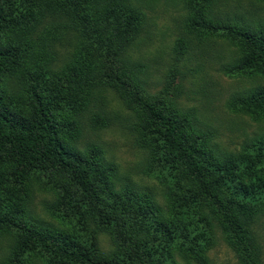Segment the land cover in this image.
Here are the masks:
<instances>
[{"label":"trees","instance_id":"16d2710c","mask_svg":"<svg viewBox=\"0 0 264 264\" xmlns=\"http://www.w3.org/2000/svg\"><path fill=\"white\" fill-rule=\"evenodd\" d=\"M184 1L189 31L233 47L224 75L264 79L262 22L219 10L218 0ZM143 23L133 0H0V236L11 240L2 264H177L169 246L185 254L211 228L240 264H264L253 231L264 216V83L225 102L262 124L237 148H221L172 94L141 84L128 50ZM104 90L129 111L162 204L121 179L99 146L75 147L83 121L110 124L99 109ZM37 190L51 195L41 210L57 224L35 212ZM99 234L111 251L96 246Z\"/></svg>","mask_w":264,"mask_h":264},{"label":"rangeland","instance_id":"374dc122","mask_svg":"<svg viewBox=\"0 0 264 264\" xmlns=\"http://www.w3.org/2000/svg\"><path fill=\"white\" fill-rule=\"evenodd\" d=\"M218 2L219 10L230 14L237 11L246 20L264 24V0ZM133 3L140 9L144 23L128 54L130 61L137 66L136 75L141 84L149 93L172 94L182 110H190L199 122L215 132L221 148H237L241 140L257 130L262 121L241 112H231L225 107V102L235 93L263 84L264 79L254 72L224 75L219 67L232 55L233 47L221 38L211 36L201 39L189 31V8L184 0H133ZM101 95L103 103L99 109L108 115L110 124L92 127L88 121L81 119L84 124L75 147L83 150L88 144L99 146L103 156L115 164L121 179L129 180L140 188H149L156 201L162 204L161 186L145 172L146 154L134 144L133 135L127 127L129 111L112 91L104 90ZM97 105L90 106V110ZM32 197L35 212L50 220L42 212L41 203L50 200L51 195L37 190ZM206 231L202 232L201 241L193 250L182 254L174 246H169L172 254L169 251L167 256L177 264H201V261L206 264H240L236 253L227 246L216 228ZM253 231L264 257V216L257 220ZM164 240L156 241V258H160L162 247L166 245ZM95 244L106 252L113 247L104 234H99ZM10 246V238L0 236V264L7 259ZM34 264H39V261Z\"/></svg>","mask_w":264,"mask_h":264}]
</instances>
